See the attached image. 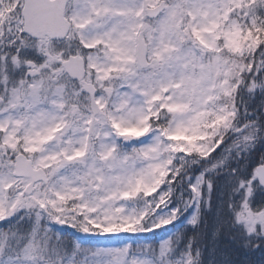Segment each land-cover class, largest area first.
<instances>
[{"label":"snow or ice","instance_id":"6c2138e0","mask_svg":"<svg viewBox=\"0 0 264 264\" xmlns=\"http://www.w3.org/2000/svg\"><path fill=\"white\" fill-rule=\"evenodd\" d=\"M0 264H264V0H0Z\"/></svg>","mask_w":264,"mask_h":264}]
</instances>
